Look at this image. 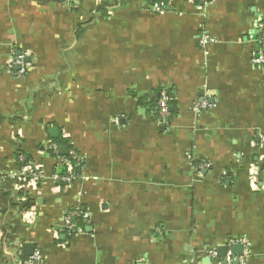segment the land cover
Returning a JSON list of instances; mask_svg holds the SVG:
<instances>
[{
  "label": "crops",
  "instance_id": "crops-1",
  "mask_svg": "<svg viewBox=\"0 0 264 264\" xmlns=\"http://www.w3.org/2000/svg\"><path fill=\"white\" fill-rule=\"evenodd\" d=\"M259 52L264 0H0V264H223L234 241L264 264ZM58 141L82 158L73 184ZM21 156L42 185L22 187Z\"/></svg>",
  "mask_w": 264,
  "mask_h": 264
},
{
  "label": "built area",
  "instance_id": "built-area-1",
  "mask_svg": "<svg viewBox=\"0 0 264 264\" xmlns=\"http://www.w3.org/2000/svg\"><path fill=\"white\" fill-rule=\"evenodd\" d=\"M166 1V2H165ZM174 0H163L160 1L157 4L153 5V11L157 14H166L168 11H170L171 4ZM193 2L198 3L199 5H206L207 0H192ZM214 43V40L205 32L202 31L199 37V44L201 47L206 48L208 45ZM252 64L256 67L259 68H264V52H259L256 55L253 56L252 58ZM14 66L17 67V76L22 77L25 76L28 72V64L25 60L24 57H17L14 60L13 63ZM172 98L163 93L159 102H158V113H159V118L164 121L165 119L170 117V102ZM212 106L209 105L208 103L200 102L199 100L195 101L193 104V111L196 114H199L203 111L208 110ZM115 123H118V120H114ZM59 149L60 147L55 144V143H49L46 146L47 152L49 154L51 153L52 155L56 156L57 159L60 160L59 167H64L66 172L63 176H58L54 175L55 180H59L65 184H73L75 181L79 179V176L75 173L73 169L74 162L81 163L82 158L77 155L76 153L72 152L70 155V159L62 158L59 155ZM20 163H21V172H20V178H21V183L22 187L23 185H29V183L35 184V185H42L45 177L43 172L40 170L38 167H34L32 164L25 165V158L20 157ZM82 217V215L79 212H74L71 215L65 217L64 219V226L72 231V230H78L82 231L81 229L77 228V226L74 224L73 219ZM238 243H243L234 241L230 244L228 248V252L226 257L224 258L225 262L227 264H245V256L243 255L242 257H236L234 256L233 253V246L237 245ZM210 258L216 260L218 257V253L214 250L210 252ZM42 262V257L40 252L34 253L33 257L31 258V264H38Z\"/></svg>",
  "mask_w": 264,
  "mask_h": 264
},
{
  "label": "trees",
  "instance_id": "trees-1",
  "mask_svg": "<svg viewBox=\"0 0 264 264\" xmlns=\"http://www.w3.org/2000/svg\"><path fill=\"white\" fill-rule=\"evenodd\" d=\"M160 1H163V0H150V2L152 3V5H154V4H157V3H159ZM166 2V1H165ZM171 98H172V96L171 95H169ZM159 102V101H158ZM174 104V99L172 98V100H171V102H170V107L172 106ZM151 108H152V106H151ZM156 112H157V116L159 117V113H158V110H156ZM58 144V146L60 147L62 144H65V143H60L59 141L57 142ZM23 154V153H22ZM25 155V154H24ZM50 155H51V157L52 158H57L56 156H54V155H52L51 153H50ZM23 157V156H22ZM64 158H66V159H70L71 157H70V154L69 153H67V155H65L64 156ZM28 164H30V158L28 157V156H26V159H25V165H28ZM81 167H82V163H80V164H78L77 162H74V165H73V169H74V171H75V173L79 176V173H80V170H81ZM62 171L61 172H64V174H65V172H66V170H65V168L64 167H61L60 168ZM57 172H59L58 170L56 171V173ZM73 222H74V224L77 226V227H83V221H82V217H78V218H75V219H73Z\"/></svg>",
  "mask_w": 264,
  "mask_h": 264
},
{
  "label": "water",
  "instance_id": "water-1",
  "mask_svg": "<svg viewBox=\"0 0 264 264\" xmlns=\"http://www.w3.org/2000/svg\"><path fill=\"white\" fill-rule=\"evenodd\" d=\"M172 111H173V108H170V112H172ZM67 151L68 150L66 147H61L59 149V153L62 156H65L67 154ZM28 248L35 249L34 246H29ZM232 249H233L236 257H242L244 255V246L237 244V245L233 246ZM227 252H228V248H226V247L219 248V250H218L219 257L225 258L227 255ZM223 264H227V263L224 261ZM236 264H238V263L236 262Z\"/></svg>",
  "mask_w": 264,
  "mask_h": 264
}]
</instances>
